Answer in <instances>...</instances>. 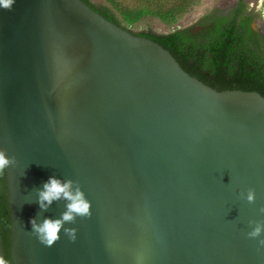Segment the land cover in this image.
<instances>
[{
  "label": "water",
  "instance_id": "water-1",
  "mask_svg": "<svg viewBox=\"0 0 264 264\" xmlns=\"http://www.w3.org/2000/svg\"><path fill=\"white\" fill-rule=\"evenodd\" d=\"M0 149L13 264H264V233L247 236L264 220V98L208 87L81 0L0 7ZM53 176L79 182L91 217L49 247L30 220L65 210L39 214Z\"/></svg>",
  "mask_w": 264,
  "mask_h": 264
},
{
  "label": "trees",
  "instance_id": "trees-1",
  "mask_svg": "<svg viewBox=\"0 0 264 264\" xmlns=\"http://www.w3.org/2000/svg\"><path fill=\"white\" fill-rule=\"evenodd\" d=\"M93 11L134 36L149 39L167 50L181 69L216 91L255 92L264 98V42L251 27L246 6L238 1L229 9H211L191 26L165 34L132 32L127 26L147 17L171 22L194 0H144L138 8L81 0ZM199 28L193 32L192 28ZM10 213L5 171L0 174V257L13 264L9 253Z\"/></svg>",
  "mask_w": 264,
  "mask_h": 264
},
{
  "label": "clouds",
  "instance_id": "clouds-1",
  "mask_svg": "<svg viewBox=\"0 0 264 264\" xmlns=\"http://www.w3.org/2000/svg\"><path fill=\"white\" fill-rule=\"evenodd\" d=\"M14 3L15 0H0V7L10 11ZM15 164V156H9L6 149H0V174H3L5 169ZM35 191L37 194L35 202H38L41 210L39 214L48 211L54 202L59 201L65 202V210L58 218L44 217L42 220H38L37 217L32 218L30 220L31 234L35 235L42 244L49 247L61 238V231L72 242H75L77 229L65 227V225L74 224L77 217H91V202L86 198L79 182L53 176L43 184L42 188H37ZM240 196L245 198L243 191ZM246 200L249 203H255L256 194L254 189L249 188L247 190ZM259 212L264 215V207H261ZM249 226L252 228L247 233L250 239H256L264 233V220H251L249 221ZM258 242L260 246H264V239H259ZM0 264H6L3 257H0Z\"/></svg>",
  "mask_w": 264,
  "mask_h": 264
},
{
  "label": "rangeland",
  "instance_id": "rangeland-1",
  "mask_svg": "<svg viewBox=\"0 0 264 264\" xmlns=\"http://www.w3.org/2000/svg\"><path fill=\"white\" fill-rule=\"evenodd\" d=\"M120 6L138 8L143 6L144 0H116ZM239 0H194L183 13L177 15L171 22H163L153 17H147L127 28L132 32L151 31L157 34H165L175 29L191 26L201 15L211 9H229ZM246 6V13L251 16L252 29L261 35L264 42V0H240ZM94 4L105 5V0H90ZM199 28L193 27L196 32Z\"/></svg>",
  "mask_w": 264,
  "mask_h": 264
},
{
  "label": "flooded vegetation",
  "instance_id": "flooded-vegetation-1",
  "mask_svg": "<svg viewBox=\"0 0 264 264\" xmlns=\"http://www.w3.org/2000/svg\"><path fill=\"white\" fill-rule=\"evenodd\" d=\"M7 198H8V196H7ZM8 205H9V203H8ZM10 213V212H9ZM9 253H10V247H9ZM10 258H11V256H10ZM12 261V260H11Z\"/></svg>",
  "mask_w": 264,
  "mask_h": 264
}]
</instances>
